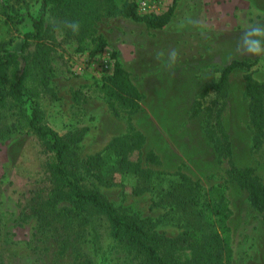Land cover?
I'll use <instances>...</instances> for the list:
<instances>
[{"label": "rangeland", "instance_id": "obj_1", "mask_svg": "<svg viewBox=\"0 0 264 264\" xmlns=\"http://www.w3.org/2000/svg\"><path fill=\"white\" fill-rule=\"evenodd\" d=\"M131 1L141 15H162L172 9L169 23L152 29L122 17L105 18L97 29L106 47L95 55L78 52L75 42L56 33L49 42V85L38 87L34 73L25 80L40 107L42 124L59 135L83 132L82 141L74 146L80 159L99 153L107 158L113 138L140 132L145 141L129 160L143 161L152 152L158 160L150 168L165 178L139 196L131 193L134 180L118 174L113 185L93 182L92 187L118 211L152 219L159 232L174 236L179 229L172 225L171 215L151 202L176 179L172 175L183 173L205 189L221 185L229 209L221 234L230 264H264V212L253 209L248 194L227 181L229 165L218 158L206 134L216 141L226 134L235 166L253 168L254 177L264 185V141L257 151L252 149L244 94L246 76L264 82V51H236L250 27H264V0H179L174 6L173 0ZM38 7L39 0H0V48L20 52ZM4 11L12 18L7 19ZM173 49L175 62L169 60ZM234 60L255 65L249 71L232 72L222 93L208 91L193 113V101ZM115 62L129 72L142 94L135 114L115 115L103 99L102 79L112 73ZM75 91L80 92L79 101L73 99ZM22 107L17 110L8 101L0 108V264H140L132 249L112 237L100 215L86 223L70 222L57 232H43L33 207L49 186L52 155L29 132V111ZM178 256L184 261L190 251Z\"/></svg>", "mask_w": 264, "mask_h": 264}, {"label": "trees", "instance_id": "obj_2", "mask_svg": "<svg viewBox=\"0 0 264 264\" xmlns=\"http://www.w3.org/2000/svg\"><path fill=\"white\" fill-rule=\"evenodd\" d=\"M179 0H173L174 5ZM11 19L8 11L2 13ZM172 9L162 15H141L131 0H39L38 16L31 17L30 30L24 34L20 52L0 48V108L11 101L15 108L25 106L29 111L27 128L52 155L49 165V186L33 207L41 228L57 232L70 222H89L93 215L103 216L112 237L127 245L140 258V264H230V251L221 230L229 218V209L223 186L205 189L198 180L183 173L172 175L166 189L157 192L151 202L155 207L171 215V223L179 229L174 236L159 232L157 222L140 219L118 211L95 187L93 182L113 185L114 174L134 180L132 195L139 196L151 190L165 178V174L150 168L158 157L149 152L145 160L131 161L129 154L145 141L140 132L113 138L106 150L80 159L74 146L83 138V132L59 135L42 124L40 107L25 86L26 78L34 73L37 86L47 87L51 78V46L56 33L66 41H73L78 52L90 55L100 53L106 47L98 33V24L105 18L122 17L142 22L148 28L161 29L171 19ZM75 25L77 26L75 29ZM31 46V48H29ZM255 65L250 60H234L226 65L219 79L210 88L203 89L195 99L191 111L197 112L201 100L208 91L221 94L235 70L249 71ZM101 92L115 115L137 113L141 108L142 94L131 76L118 62L113 71L102 79ZM244 94L248 99L249 124L252 129L251 147L257 151L264 141V82L250 76L245 78ZM80 92L73 99L79 101ZM23 108V107H22ZM213 143L218 158L226 160L227 181L248 194L253 209L264 212V185L254 177V169L237 168L232 160L231 144L227 135L217 141L206 132ZM108 174V175H107ZM161 177V178H160ZM190 251V257L182 261L179 254ZM77 264H90L79 262Z\"/></svg>", "mask_w": 264, "mask_h": 264}, {"label": "clouds", "instance_id": "obj_3", "mask_svg": "<svg viewBox=\"0 0 264 264\" xmlns=\"http://www.w3.org/2000/svg\"><path fill=\"white\" fill-rule=\"evenodd\" d=\"M77 26L75 25L74 29ZM237 53L244 54H260L264 51V27L253 26L250 27L240 39V43L236 48ZM177 58V52L173 49L169 52V60L175 62Z\"/></svg>", "mask_w": 264, "mask_h": 264}]
</instances>
